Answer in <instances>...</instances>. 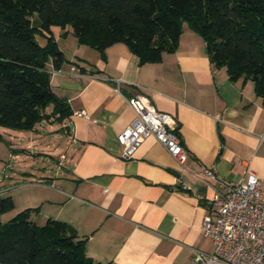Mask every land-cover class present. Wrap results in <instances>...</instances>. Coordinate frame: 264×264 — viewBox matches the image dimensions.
<instances>
[{"label": "crops", "instance_id": "crops-1", "mask_svg": "<svg viewBox=\"0 0 264 264\" xmlns=\"http://www.w3.org/2000/svg\"><path fill=\"white\" fill-rule=\"evenodd\" d=\"M51 31L66 62L59 70L48 65L50 86L69 114L59 126L52 116L10 134L11 149L28 153L24 160L41 153L54 168L39 166V174L16 170L18 176L6 174L4 164L0 195L9 193L14 201L7 213L36 208V223L65 221L84 240L86 256L102 264H207L199 253L211 252L212 243L201 222L213 214L207 200L222 190L219 181H236L250 168L264 193V105L253 82L230 80L186 23L176 49L153 63H141L121 42L101 53L56 26ZM36 39L46 44L45 37ZM137 94L175 119L188 150L183 164L152 136L131 157L120 155L117 135L135 116L128 99ZM45 124L64 150L44 142ZM202 166L216 179H200Z\"/></svg>", "mask_w": 264, "mask_h": 264}, {"label": "trees", "instance_id": "trees-1", "mask_svg": "<svg viewBox=\"0 0 264 264\" xmlns=\"http://www.w3.org/2000/svg\"><path fill=\"white\" fill-rule=\"evenodd\" d=\"M184 23L230 80L253 82L264 105V0H0V126L31 130L69 114L50 86L48 65L59 70L66 62L52 26L101 53L124 43L141 63H153L176 49ZM13 208L12 197L0 195V215ZM36 210L0 221V264H102L86 256L84 240L65 221H33Z\"/></svg>", "mask_w": 264, "mask_h": 264}, {"label": "built area", "instance_id": "built-area-1", "mask_svg": "<svg viewBox=\"0 0 264 264\" xmlns=\"http://www.w3.org/2000/svg\"><path fill=\"white\" fill-rule=\"evenodd\" d=\"M128 103L135 116L117 135L120 155L131 157L142 141L152 136L177 163L183 164L188 150L177 134V123L172 115L156 109L141 94L129 98ZM198 176L216 179L214 171L205 166L200 168ZM219 184L222 190H215L207 200L213 214L205 215L201 222L203 235L212 243L211 252L199 253L202 261L207 264H264V193L256 173L247 168L238 180L219 181Z\"/></svg>", "mask_w": 264, "mask_h": 264}, {"label": "rangeland", "instance_id": "rangeland-1", "mask_svg": "<svg viewBox=\"0 0 264 264\" xmlns=\"http://www.w3.org/2000/svg\"><path fill=\"white\" fill-rule=\"evenodd\" d=\"M53 121H55V120H53ZM49 125L50 124H45V126H48V127L42 128V135L41 136L46 139V141L43 140L45 143H48L49 141H50L49 143L55 142V139H53L54 133L52 132V129H50ZM59 125H60V123L58 121L54 122V126H59ZM15 130L16 129L0 126V133H1L0 135L3 139V140H0V181L2 180V177H3L2 173L4 172V171H2L1 167L4 164L8 165V168L6 170L7 171L6 174H10L11 172H15L18 176L19 175L22 176V174L17 173L16 170L27 172V171H30V168H31L32 173L33 172L38 173L41 170V169H39V166H44L45 170H51L52 168H54L51 158L50 157L47 158L45 155H43L41 153H37L36 156H32V155L29 156L28 158L30 160H24L25 156L23 154H28L25 149H11L13 147L11 145V143H13V141H11L10 134H12V132ZM15 142H17V140ZM55 143H56V146H58L60 148V150H64V148L66 146L64 143H60L58 139H57V142H55ZM16 146L20 147L19 145H16ZM16 155L22 156L20 161H19V159L15 158ZM53 172H54V169L52 170V173ZM18 180H20V179H18ZM6 195H9V193L3 194V196H6ZM12 216H13V214L10 215V214L6 213L3 220L7 221Z\"/></svg>", "mask_w": 264, "mask_h": 264}, {"label": "water", "instance_id": "water-1", "mask_svg": "<svg viewBox=\"0 0 264 264\" xmlns=\"http://www.w3.org/2000/svg\"><path fill=\"white\" fill-rule=\"evenodd\" d=\"M66 129H67V134H69L68 127H66Z\"/></svg>", "mask_w": 264, "mask_h": 264}]
</instances>
